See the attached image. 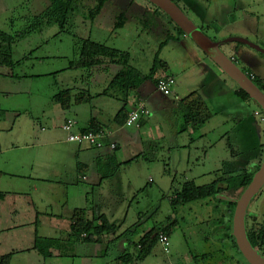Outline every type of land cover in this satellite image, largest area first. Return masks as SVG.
<instances>
[{
  "label": "rangeland",
  "instance_id": "374dc122",
  "mask_svg": "<svg viewBox=\"0 0 264 264\" xmlns=\"http://www.w3.org/2000/svg\"><path fill=\"white\" fill-rule=\"evenodd\" d=\"M175 1L184 13L191 16H188L189 19L212 40L213 35L219 32L226 35L237 24H246L250 18L264 20V0H251L253 8L249 13L240 8L236 12L234 8L241 6L235 0ZM97 2L98 0H85L84 3H79L76 6L78 10L73 15L70 14L64 27H61L54 23L48 25L47 19L43 20V13L49 7L43 0H0V32L10 39L3 44V39L0 38V53L3 52L4 57L9 56L15 63L12 67L0 65V128L2 125L7 127L4 122L14 123L13 133L23 135L22 143L18 146L32 144L28 141L38 134L57 132L63 135V132L58 129L56 131L55 126H52V119H55L59 111L61 116L68 112V109L63 111L54 98L63 90H71L73 99L80 95L93 96L92 102L76 109L79 111L78 117L74 113L70 114L72 119L89 122L92 112L94 115L103 112L106 114L105 124L114 129V117L124 105L123 94L118 92L120 89L110 87L118 70L110 73L97 71L95 78H100L95 80L98 82H94V69H77L78 48L87 39L130 53L132 67L143 75L151 69L157 56L162 61H167L170 74L176 77L177 85L184 88L191 85L190 88L201 90L213 112L235 109L233 101L236 104L241 102L240 98L231 95L228 86L233 89L235 82L227 74L222 75L228 86L219 84L215 77L222 72L211 60H205V63L214 69L215 74L206 73L201 76L197 72L201 71L197 67V61L205 59L206 54L190 37L181 40L183 46L177 41H170L165 45L169 38L178 35L179 26L153 3L147 0H118L113 3L111 0L105 4L109 10L92 20L89 13ZM114 4L119 5L118 9H132L130 15L136 12L134 18L128 17V22L117 29L115 25L120 14L116 12ZM138 6L151 14L144 13L143 9L139 10ZM137 10L142 14L141 19L136 16L139 13ZM192 10L195 11L191 13ZM110 16H118L114 25L110 24ZM236 16L240 21H237ZM36 18L38 20L35 22ZM37 24H40L41 32H29ZM222 47L226 51L224 45ZM163 72L166 73L160 71ZM106 90L107 95L98 96ZM171 99L175 101V95ZM252 100L254 110L258 109L264 115V111ZM216 117L211 124H205L204 130L210 136L201 141L199 132L191 136L182 130L184 123L181 108L174 106L161 112L152 110V117L146 120L143 129L125 128L120 133H132L137 138L141 133L144 143L122 144L120 150H117L115 143L114 150L109 147L112 166L103 167L100 173H115L110 179L98 186L91 173L80 174L90 177L88 181L80 180L79 183L80 188L88 189L87 205L98 216H105L110 224L119 227L118 231L122 235L119 241L122 244L127 240L131 242L142 239L144 235L139 237V234H145L153 228L163 229L176 221L177 224L170 233V253L166 254L161 244H157L151 254L143 259L142 264H250L232 242L230 234L234 236L235 212L231 219L227 214L222 217L228 207L225 202L220 203L211 198L182 206L171 204L175 191L186 182L194 181L198 186H205L217 176L230 178L239 174H253L263 165L264 121L253 116L252 121L256 122L254 126L250 122L253 126L250 130L248 125L244 126V121L225 124V116L218 113ZM170 121L173 123L170 124ZM178 124L182 126L176 127ZM43 128L46 132L42 131ZM175 131L177 135L174 134ZM2 132L0 129V136ZM240 133L244 135L240 136ZM27 134L33 136L27 139ZM211 144L216 146L209 159V155L205 156L206 152H203V145L209 148ZM77 145H58V149L65 150L72 146L78 147ZM45 148L48 149L43 147L37 151ZM23 152L30 150L19 153ZM93 152L97 155L96 151ZM59 161L60 164L66 163L65 166L70 169V165L74 166L77 159L67 152L62 153ZM209 171L211 174H208ZM200 175L204 177H197ZM194 177L197 178L193 179ZM234 181L235 178L230 180L231 183ZM73 190L72 186L69 187L71 197ZM240 195L241 192L230 197L238 202L243 194ZM220 197L222 196L219 195L218 198ZM43 198L48 201L50 197L46 193ZM263 202L264 187L251 201L248 215L262 214V211L264 213ZM261 223L260 219L255 225L260 227ZM130 248L126 247L122 251ZM136 248L133 247L131 251L139 250ZM260 253L264 256L263 250Z\"/></svg>",
  "mask_w": 264,
  "mask_h": 264
},
{
  "label": "crops",
  "instance_id": "0c3cea01",
  "mask_svg": "<svg viewBox=\"0 0 264 264\" xmlns=\"http://www.w3.org/2000/svg\"><path fill=\"white\" fill-rule=\"evenodd\" d=\"M79 1L80 3H84L85 0ZM116 1L118 0H112L113 3ZM43 2L46 3V6H49L50 4L48 0H43ZM109 2H111V0H109L108 3ZM235 2L240 3L241 6L234 8L236 12L238 8H240L241 11L249 13L250 9L253 8L251 0H235ZM118 6L119 5H115L113 7L116 8L115 10L117 13L125 15L126 23L128 22V17H135L134 14L136 12H133V14L130 15L132 9H118ZM132 7L133 5L131 8ZM138 9L140 10L143 8L138 6ZM107 10L109 9H106V6H104L101 14H104ZM139 10H137V13ZM143 10L145 11L144 13H150L147 9ZM194 11L195 10H192L190 12L193 13ZM101 14L98 17H100ZM140 15H142L140 12L136 14L138 19H141ZM187 16L191 18L190 15ZM116 17H109L110 24L114 25ZM236 19L237 21H240L238 16H236ZM213 37V41L220 43L222 50V45H224V49L226 50H223L224 53L235 62L241 71L247 76L252 75L255 80L264 87V20L261 21L250 18L246 24H237V26L231 29L226 35L219 32L217 35H213ZM185 38L186 37H181L177 40L172 39V41L181 42V40H184ZM226 38H242L248 40L261 48L262 51H258L243 43L226 42ZM181 44L182 46L184 45L183 42H181ZM205 60L212 61V59L206 55L205 59H198L197 67L200 68L201 71L199 72L198 70L197 72L201 76H205L206 73L215 74L214 69L209 64L205 63ZM212 62L222 72L221 75L216 76L215 78L219 84L228 86L226 79H224L222 75L226 73L220 69L214 61ZM113 70L119 71L120 68L111 64L99 66L93 70L92 79L94 82H98L95 81L100 78H95L97 71L110 73ZM169 71L171 72L170 66ZM190 86L187 85L184 88L176 83L172 95L170 96H164L158 91H153L151 84L147 85L146 90L140 91L139 94H124L123 101L127 100L128 109L130 111L137 109L140 104H144L149 111V115L142 116V120L140 121L142 125L140 128H135L141 130L145 127L146 120L152 117V110L161 112L174 106L178 107L181 104L180 102L193 92L198 93L210 109V105L208 101L205 100V96L201 90L192 89ZM228 87L232 92L231 95L236 96L239 99L237 92L239 91L240 86L235 82L233 89L230 86ZM174 95L175 101L171 99ZM240 101L241 102L238 104H236V101H233V103L235 102V109L233 108L229 111L219 109L218 113L219 115L221 114L225 116L223 118L225 124H230L233 121L235 123H242L244 121V126L248 125L250 130H252L256 122L252 121L253 116L262 118L264 115H262L258 109L254 110L250 100ZM255 103L261 108L257 102ZM56 104L58 103L56 102ZM82 105L86 104L73 103L67 110L68 112L64 113V116H61V112L59 111V113L56 114L55 119H52V122H54L52 126H55L54 129L56 131L57 129L60 130L63 132V135L57 132L48 135L38 134L37 137L28 141L27 139H30L33 135L27 134V139L25 141L32 142V144H26V146H18L22 143L21 139L23 135L13 133L15 129L14 123L4 122L3 124H7V127L4 125L1 126L0 129L3 130V132L0 136V193L4 194V199L0 201V261L3 257L10 255L9 264H122L121 257L123 254L131 253L132 255H136L138 253V250L131 251V249L135 247V244L141 239L139 238L137 241L131 242H127L129 241L127 240L124 241L125 244H122L119 241L122 237L120 231H117L116 235L103 236L100 242L97 243H85L82 242V240H75L72 236V217L75 211L84 210L86 218L89 221L95 217H99V214L87 205V198L89 195L87 193L88 189H86V187H79L80 180L83 182L88 181L90 177H88L87 174L91 173L95 185L102 186L103 181L108 179H103L105 175L101 174L100 171L103 167L110 168L112 166L110 159L112 152L109 149V145L115 143L117 144V150H120L122 144L126 145L128 143H134L135 145H140L141 143H144L145 140L141 133L138 138L132 133L120 135L121 131H124L125 128L132 127L118 125L115 122L114 117V125H112L114 129L112 130L104 122L106 120L105 113L100 112L98 114L95 113L94 115L92 112L91 119L95 118L98 120L103 126L104 132L107 134L105 148L95 149L89 145H77L78 147L72 146L65 150L58 149V145L67 146L75 144L67 141V133L62 129V126L68 120H75L77 122L75 128V131L77 132H81L82 129L89 125L90 121L87 122L78 120V118L72 119L70 117V114L73 113L78 117L79 111H76V109H79ZM61 109L65 111L63 108ZM239 110H241V113ZM212 113H214V116L212 120L209 121V124L217 118L216 114L218 113L215 111H212ZM256 113H259L260 115L257 116ZM250 122L253 123V126ZM172 123L173 121H170V124ZM175 126H179L180 128L182 124ZM204 126L205 124L196 131L192 128H187L185 131L191 136L196 132H199V139L202 141L210 136L205 132ZM175 129L177 130L178 128ZM183 129L184 127L182 130ZM6 131L9 132L5 133ZM42 131L46 132V129L43 128ZM262 131L264 132V128ZM176 132L177 131H175L174 134L177 135ZM242 135L244 134L240 133V136ZM242 143L243 141L240 142V144ZM248 144L249 141H247V145ZM203 146V152H206L205 156L209 155L210 159L211 152L216 145L211 144L209 148L206 145ZM43 147H48V149L45 148L44 150L37 151ZM201 148L202 147L200 146L199 149ZM22 150H30V152L19 153ZM93 151H96L97 155ZM49 152H51V154H49ZM67 152L74 155L77 159L74 166L70 165V169L65 166L66 163L60 164L59 161L62 153ZM59 153L60 155H58ZM82 173L87 174L80 176ZM208 174H211L210 171ZM206 175L204 174V176ZM204 176L200 175L197 177L203 178ZM197 177H194L193 179ZM71 186L74 188L72 197L69 191V187ZM46 193L50 197L48 201L43 198ZM248 219L249 222L248 220L247 222L249 228L256 226L255 224L257 223V220L260 219L262 222L260 224L261 226L264 224V213L263 211L262 214L253 213ZM256 228H259V225ZM147 233L148 232L145 234ZM145 234H139V237H142ZM227 236L228 235H225V237ZM46 239H51L53 241L50 247L45 244ZM37 246L43 247L45 253H40L36 249ZM126 247L131 248L128 249V251L123 252L124 250L122 251V249H126Z\"/></svg>",
  "mask_w": 264,
  "mask_h": 264
},
{
  "label": "trees",
  "instance_id": "16d2710c",
  "mask_svg": "<svg viewBox=\"0 0 264 264\" xmlns=\"http://www.w3.org/2000/svg\"><path fill=\"white\" fill-rule=\"evenodd\" d=\"M109 0H98L97 4L91 10L90 16L92 20H95L102 12L105 4ZM177 3L175 0H173ZM49 7L43 13V20L47 19L48 25L51 24H59L61 27H64L65 21L68 16L73 15L78 9L76 6L80 3L79 0H49ZM178 4V3H177ZM38 18L34 21L36 22ZM126 17L124 14L120 15L118 21L116 22L115 29L124 26ZM34 22V23H35ZM33 23V24H34ZM43 27V26H42ZM40 24L33 26L29 32H41ZM179 36V37H178ZM181 37H187V35L179 28L178 35L176 37L169 38V41L165 43L168 44L170 41L180 39ZM0 38H2V43L6 44L9 42V37L3 32H0ZM11 43H9L10 47ZM164 45V44H163ZM162 45V46H163ZM164 45V46H165ZM163 46V47H164ZM162 47V48H163ZM1 48V45H0ZM160 54V53H159ZM78 62L76 64V68H86V69H95L99 66L105 64L115 65L120 68V70L113 77L112 82L110 83V87H117L120 89L118 92H121L123 95H131V94H139L140 91H145L146 86L151 84L152 90L158 91V84L160 80L164 77H174L170 74L169 65L164 60L155 58L153 66L148 71L146 75L141 74L138 70L132 67L131 65V54L128 52H123L117 49L109 48L105 45L92 41L91 39H87L82 41L81 46L78 48ZM0 65H5L8 67H12L15 63L8 57H4L3 52L0 53ZM74 67V66H73ZM160 71H165L166 73H160ZM249 78L259 87V89L264 92V87H262L252 75H248ZM149 83V84H148ZM174 88V87H173ZM108 90L104 93L98 95H107ZM173 92V90H172ZM164 95L163 93H161ZM238 97L241 100H251L249 95L243 90L239 89L237 92ZM172 95V94H171ZM165 96V95H164ZM55 101L64 109L67 110L74 104H87L92 102L93 96H84L80 95L73 99L71 90H63L57 93L55 96ZM181 104L178 108H181L182 119L184 123V131L187 128H192L194 131L201 128L204 124L208 123L214 116L212 111L209 109L205 101L202 97L196 93H191L187 98L180 102ZM131 111L128 109L127 100L124 101L123 107L118 111L115 116V122L122 126L126 124L128 115ZM142 118V117H141ZM142 119H140L141 121ZM142 124L139 122V127ZM103 126L96 120L92 118L89 122V125L82 129V133H99L103 131ZM261 168V167H260ZM257 170V172L260 170ZM239 174L235 177L230 178H219L217 174L216 179L205 186H198L194 181H189L183 184V186L176 190L174 193V199L172 200V206H182L190 203H194L197 201L209 200L211 198H215L218 202H225L228 207L224 212L222 217L229 216L231 219L234 215L235 208L237 207V201L233 200L231 195L243 192L248 188V186L253 181L255 174ZM115 173H111L110 175H105L103 179H108L112 177ZM236 179L233 183L230 182L231 179ZM228 182V183H227ZM225 196L229 200L219 199L218 196ZM240 195V196H241ZM229 196V197H228ZM256 197V196H255ZM4 199V194L0 193V201ZM253 200V199H252ZM251 200V201H252ZM224 203V204H225ZM227 214V215H226ZM250 215H246V228L248 238L255 249L259 252L260 250L264 251V224H262L259 228L256 226L248 227V218ZM73 224L71 226V232L73 238L75 240H82L85 243H97L100 242L101 238L106 235H116L119 227L116 225H112L108 222L107 218L103 215L99 217H95L92 220H88L86 218V214L84 210L75 211L72 217ZM176 221L172 222L168 227L163 229L153 228V230L149 231L144 237L135 244V247H138V253L136 255H132L131 253L123 254L121 257L123 264H133L134 262L141 263L143 259L149 256L153 250V247L159 244V234L164 233L170 238L171 229L176 226ZM136 226V225H135ZM232 242L235 244L236 248L239 250L237 240L233 234H230ZM51 239H46L45 244L50 247L52 244ZM36 249L40 253H45V250L41 246H37ZM240 251V250H239ZM241 252V251H240ZM10 255L5 256L1 259L0 264H9Z\"/></svg>",
  "mask_w": 264,
  "mask_h": 264
},
{
  "label": "water",
  "instance_id": "95a60500",
  "mask_svg": "<svg viewBox=\"0 0 264 264\" xmlns=\"http://www.w3.org/2000/svg\"><path fill=\"white\" fill-rule=\"evenodd\" d=\"M167 14L183 32L190 37L202 51L214 61L251 99L255 100L264 111V92H262L235 62L229 58L221 49L218 42L208 37L173 0H147ZM226 42H239L262 51L257 45L242 38H229ZM264 187V163L255 174L253 181L237 202L234 216V236L237 240L239 250L250 264H264V256L251 244L246 228V215L251 200L257 196ZM229 200L227 197H220Z\"/></svg>",
  "mask_w": 264,
  "mask_h": 264
},
{
  "label": "built area",
  "instance_id": "2783aa9c",
  "mask_svg": "<svg viewBox=\"0 0 264 264\" xmlns=\"http://www.w3.org/2000/svg\"><path fill=\"white\" fill-rule=\"evenodd\" d=\"M176 85V79L174 77L168 76L160 80L158 84V90L163 93L165 96H170L172 94L173 87ZM149 115V111L146 109L144 104L132 110L127 118L126 126L127 127H139V122L142 116ZM259 116V113H256ZM264 121V117L261 118ZM77 122L75 120H68L63 126L62 129L67 133V141L70 143H75L78 145H89L96 149L105 148V140L107 134L103 131L99 133H82L75 131ZM110 149L114 150L115 145L111 143L109 145ZM159 244H161L163 251L168 254L170 252V238L164 233L159 234ZM133 264H142L134 262Z\"/></svg>",
  "mask_w": 264,
  "mask_h": 264
},
{
  "label": "clouds",
  "instance_id": "9594fccd",
  "mask_svg": "<svg viewBox=\"0 0 264 264\" xmlns=\"http://www.w3.org/2000/svg\"><path fill=\"white\" fill-rule=\"evenodd\" d=\"M251 79V78H250Z\"/></svg>",
  "mask_w": 264,
  "mask_h": 264
}]
</instances>
